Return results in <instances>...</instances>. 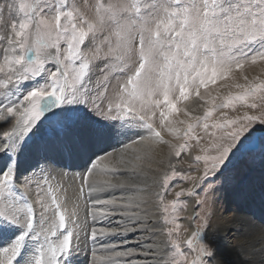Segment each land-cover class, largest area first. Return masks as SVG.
<instances>
[{
    "label": "snow or ice",
    "instance_id": "1",
    "mask_svg": "<svg viewBox=\"0 0 264 264\" xmlns=\"http://www.w3.org/2000/svg\"><path fill=\"white\" fill-rule=\"evenodd\" d=\"M82 253L264 264V0H0V264Z\"/></svg>",
    "mask_w": 264,
    "mask_h": 264
},
{
    "label": "rangeland",
    "instance_id": "2",
    "mask_svg": "<svg viewBox=\"0 0 264 264\" xmlns=\"http://www.w3.org/2000/svg\"><path fill=\"white\" fill-rule=\"evenodd\" d=\"M257 71H258V69H257ZM241 82H243V81H241ZM222 91H224V90H222ZM233 91H235V89H233ZM193 109H194V114L195 115H198V114H202V109L201 108H199V106L198 105H193ZM219 113H217V115H218ZM231 114V113H230ZM257 135H259V130H258V133H257ZM194 143V142H193ZM105 148H106V150L107 151H111L113 148H115L114 147V145H112L110 142H109V144H107V145H105ZM195 154V153H194ZM173 163H176L177 164V166H178V169L179 168H183V169H187V167H188V165L189 164H192V166L193 167H196V165L195 164H193L192 163V161L188 158V156H187V153H184V154H182V157L181 158H179V159H176V158H174L173 159ZM248 169V172H250V173H252L254 170H260L261 169V167H260V162H259V157L257 156V158H256V161H255V163H254V165L251 167V168H247ZM80 170V169H79ZM78 169L77 170H73V171H79ZM253 170V171H252ZM255 172V171H254ZM192 174H195V173H192ZM253 174H255V173H253ZM252 178H254L253 176H251ZM71 180V181H70ZM256 181H258V179H256ZM70 182V183H69ZM71 184L70 186H69V184ZM65 184H66V186L68 187V195H69V197L71 198V196H72V194H73V192L76 190V188L79 186V184H80V179H79V177H76L74 180H73V178H72V176L71 175H69L67 178H65ZM188 185L186 184V183H184V182H182V181H177L176 182V184L175 185H173V187L172 188H170L169 189V195H168V197H167V199H172V198H174V192L175 191H178L179 190V188L180 187H187ZM70 192V193H69ZM234 193H236L230 186L226 189V191L224 192V197H225V199L226 200H229L230 201V204L231 203H233V201L231 200V197H233L234 195ZM101 198H106V197H104V196H101ZM181 199H184V198H181ZM191 200V198H189L188 200H187V204L189 205V201ZM242 200V199H241ZM84 205H83V202L81 203V209H80V216H81V219L83 220V218H84V207H83ZM180 215L181 216H187V215H189L188 214V209H187V211H182L181 213H180ZM181 223H186L184 220H181L180 221ZM97 227L98 226H100L98 223H97V225H96ZM89 243H91V242H89ZM85 257V254L84 253H82L81 254V256L79 257V264H85L84 262H85V260L84 259H86V257Z\"/></svg>",
    "mask_w": 264,
    "mask_h": 264
},
{
    "label": "bare ground",
    "instance_id": "3",
    "mask_svg": "<svg viewBox=\"0 0 264 264\" xmlns=\"http://www.w3.org/2000/svg\"><path fill=\"white\" fill-rule=\"evenodd\" d=\"M112 145H114V147L115 148H119L120 147V145L115 141V140H113V141H111L110 142ZM166 155V150H165V153H158L157 155H156V160L157 161H159V160H162V159H164V156ZM167 164V161L165 160V162H164V165H159V167H161V168H163L165 165ZM157 167V165L154 163L153 164V168H156ZM78 168H76V169H72L71 171H73V170H77ZM253 171V170H252ZM255 171V172H254ZM252 173H250V172H248V169L246 168L245 169V172H244V174H245V176L246 177H249V178H251V179H253L254 181H255V183H256V185H257V187L259 186V182H260V172H261V169L260 170H254ZM253 173H255V174H253ZM160 175V173L159 172H150V174H149V177H148V180H147V182L148 183H151V180H152V178H154V177H158ZM251 176H255L254 178H252ZM256 179H258V181H256ZM71 181V180H70ZM143 181V178H141V180L140 181H136V180H134L133 182H142ZM70 183V182H69ZM68 183V184H69ZM71 184H69V186H70ZM72 186V185H71ZM70 193V192H69ZM112 195H114V196H116V197H121V196H127V195H131L132 193L131 192H125V191H120V190H115V191H113L112 193H111ZM234 196L233 197H231V200L233 201V203H231L230 204V201L229 200H226V202L229 204V205H233L234 204V202H239V203H244V201H243V199L241 200V199H239V200H237V194L236 193H234L233 194ZM193 203H194V201L191 199L190 201H189V205H188V214L190 215L191 214V212H192V206H193ZM84 207V206H83ZM119 211V210H118ZM84 213V212H83ZM115 220H120L121 219V217L120 216H116L115 218H114ZM98 224L100 225V226H108V221H104V222H102V223H100V222H98ZM99 227V226H98ZM134 239H136V237H129V240L130 241H132V240H134ZM105 240H107V238H105ZM108 242H115V243H119V241L117 240V241H108ZM97 247H98V245H97ZM84 257V256H83ZM85 258V257H84ZM126 259V258H125ZM132 259H140V260H142L143 259V257H133ZM85 260V259H84ZM80 261V260H79ZM85 263V262H84Z\"/></svg>",
    "mask_w": 264,
    "mask_h": 264
}]
</instances>
